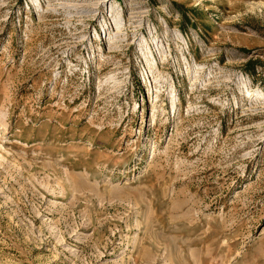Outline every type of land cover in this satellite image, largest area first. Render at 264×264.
Returning a JSON list of instances; mask_svg holds the SVG:
<instances>
[{"label": "rangeland", "instance_id": "rangeland-1", "mask_svg": "<svg viewBox=\"0 0 264 264\" xmlns=\"http://www.w3.org/2000/svg\"><path fill=\"white\" fill-rule=\"evenodd\" d=\"M0 264H264V0H0Z\"/></svg>", "mask_w": 264, "mask_h": 264}]
</instances>
